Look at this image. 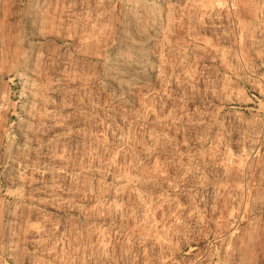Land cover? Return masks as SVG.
I'll return each mask as SVG.
<instances>
[{
    "label": "rangeland",
    "instance_id": "rangeland-1",
    "mask_svg": "<svg viewBox=\"0 0 264 264\" xmlns=\"http://www.w3.org/2000/svg\"><path fill=\"white\" fill-rule=\"evenodd\" d=\"M0 264H264V0H0Z\"/></svg>",
    "mask_w": 264,
    "mask_h": 264
}]
</instances>
